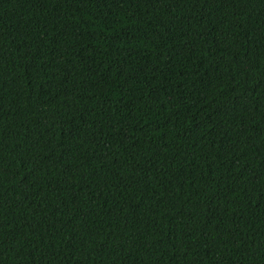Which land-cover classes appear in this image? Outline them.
<instances>
[{
    "label": "trees",
    "instance_id": "trees-1",
    "mask_svg": "<svg viewBox=\"0 0 264 264\" xmlns=\"http://www.w3.org/2000/svg\"><path fill=\"white\" fill-rule=\"evenodd\" d=\"M0 264H264V0H0Z\"/></svg>",
    "mask_w": 264,
    "mask_h": 264
}]
</instances>
